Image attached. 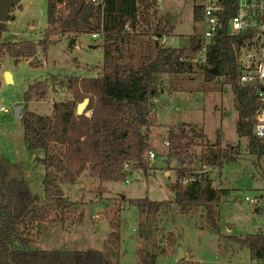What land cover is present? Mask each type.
<instances>
[{"label":"rangeland","instance_id":"obj_1","mask_svg":"<svg viewBox=\"0 0 264 264\" xmlns=\"http://www.w3.org/2000/svg\"><path fill=\"white\" fill-rule=\"evenodd\" d=\"M195 5L196 0H148V18L138 29L134 42L123 47V62L134 68L143 64L151 47L152 33L170 34L176 39L175 43L169 40L170 45L189 47L192 38L203 35L205 29L204 23L194 18ZM47 6L48 0H21L11 7L13 18L10 16L9 31L3 34V39L39 42L48 27ZM69 38V35L63 37L46 50L38 47L31 63L26 60L16 63L9 56L1 59L0 107L8 111L0 110V145L7 144L13 152L18 150L10 140L23 137L26 110L50 115L54 102L64 100L69 94L71 79L102 76L105 67L109 68L104 66L102 46L70 48ZM87 69L93 72L86 73ZM7 71L13 78L10 83L5 80ZM37 82L49 85L46 98L26 103L25 91ZM156 87L159 102L155 104L152 99L149 108L153 113L156 108L158 119L154 121L151 117V125L146 129L149 151H154L156 158L149 160L147 170L131 167L132 172H126L125 180L102 181L87 169L76 185H61L65 198L76 207L65 216L63 228L51 233L46 240L48 244L36 247V241H41L38 238L32 247L101 251L112 264H139L156 247L160 252L157 264H256L249 248L234 237L264 234V180L259 168L264 167V158L256 160L250 155L247 140L237 133L238 111L231 89L219 79L206 81L199 70L160 74ZM210 147L227 149L229 155L221 163L207 164L202 155ZM26 152L27 161L22 168L31 181L29 191L44 198L45 167L30 162L32 155ZM35 155L40 157L43 152L39 150ZM181 168L206 170L213 178V186L227 191L216 206L219 233L207 226L202 208L181 213L174 191ZM247 196L258 197L261 203L251 206ZM144 198L171 200L173 204L158 216L144 220L136 205ZM118 217L120 251L108 246L111 224L109 231L101 228L104 222ZM178 239L187 252V258L182 261L174 257L178 243L174 245L173 241Z\"/></svg>","mask_w":264,"mask_h":264},{"label":"trees","instance_id":"obj_2","mask_svg":"<svg viewBox=\"0 0 264 264\" xmlns=\"http://www.w3.org/2000/svg\"><path fill=\"white\" fill-rule=\"evenodd\" d=\"M148 9V0H48V28L39 42L5 41L3 34L9 31L8 22H0V61L6 56L16 63L33 59L38 47L46 50L67 35L72 48L81 36L102 30L104 64L109 66L102 76L72 79L69 86L72 97L56 102L50 115L25 111L23 136L26 149L31 155L39 150L43 152L35 161L45 167V197L33 195L24 179L11 178L8 169L0 165V264H112L101 251L41 250L31 244L38 238L44 240L40 238L41 230L48 225L64 226L65 216L76 207L65 198L61 185H76L87 169L102 181L125 180L127 163L134 170H147L150 143L146 129L151 125V117L154 121L157 118L149 105L157 95L160 74L199 70L206 81H222L233 93L239 137L247 140L250 155L256 160L264 158V139L254 134L261 99L255 87L242 84V67L238 61L239 50L248 33L215 39L208 47L206 64L186 60L201 48L200 39L195 36L188 50L151 45L146 61L134 68L123 62V47L134 42L138 29L148 18ZM200 17L201 13L195 8V20ZM127 25L130 30H126ZM181 58L185 60L181 61ZM48 88L44 82L30 85L24 93V101L45 99ZM87 97L92 115H78L77 105ZM227 154V149L210 147L203 153L202 160L207 164H218ZM259 168L264 180V167ZM179 170L174 191L181 213L189 214L202 208L207 226L219 233L220 217L216 206L227 191L214 187L213 180L204 171ZM172 204L171 200L149 198L136 202L144 220L158 216ZM82 216L80 213L79 219ZM110 224L113 230L108 246L120 251L121 220L119 217L112 219ZM234 239L249 248L253 261L264 262L263 233ZM178 241L174 240V245ZM159 257L156 247L139 264H157Z\"/></svg>","mask_w":264,"mask_h":264},{"label":"built area","instance_id":"obj_3","mask_svg":"<svg viewBox=\"0 0 264 264\" xmlns=\"http://www.w3.org/2000/svg\"><path fill=\"white\" fill-rule=\"evenodd\" d=\"M96 1V0H93ZM59 6H63L60 4ZM195 8L201 13L200 20L204 23L203 35L197 36L200 39L201 48L191 54L186 60L192 63L206 64L208 57V47L217 38L224 35H239L248 33L242 44L238 61L242 67V84L246 81H256L255 88L257 95L261 99V105L257 111L254 124V134L260 139H264V0H196ZM126 30H130L129 25ZM250 32V34H249ZM92 40H101L103 31L94 32L87 35ZM169 40L175 43L176 39L170 34L157 32L151 34V44H159L165 48H185L170 45ZM184 61V58L180 59ZM1 111H8L5 107H0ZM87 116L92 115V109H86ZM148 160L156 158L154 151H148ZM124 170L132 172L131 165L125 164ZM205 174L212 180L208 171ZM186 183L188 180H183ZM246 201L251 206L261 203L258 197H246Z\"/></svg>","mask_w":264,"mask_h":264},{"label":"crops","instance_id":"obj_4","mask_svg":"<svg viewBox=\"0 0 264 264\" xmlns=\"http://www.w3.org/2000/svg\"><path fill=\"white\" fill-rule=\"evenodd\" d=\"M12 17V15H11ZM10 20V19H9ZM8 26H9V21H8ZM48 28V27H47ZM80 38L75 42V45L72 47V48H75V47H78V46H81L82 47V44L80 43ZM95 41V40H93ZM98 42H101V40H96ZM102 43V42H101ZM102 45V44H101ZM100 45V46H101ZM125 45H128V44H125ZM124 45V46H125ZM152 45V44H151ZM84 46V45H83ZM87 47V46H86ZM89 47V46H88ZM97 47V46H95ZM93 48V47H91ZM28 62L31 63L32 59L30 60H26ZM106 66V65H104ZM105 69H107V67H105ZM93 71H90V70H86V73H91ZM85 76H90V77H98V76H92V75H85ZM84 76V77H85ZM72 80V79H71ZM13 81V78L11 76V81ZM8 82V81H6ZM32 85V84H31ZM69 94L66 96V98L64 100H66L67 98H70L71 96V92L70 90L68 91ZM70 95V96H69ZM63 101V100H62ZM153 101L155 104H157L159 102V99L158 97H154L153 98ZM57 101L54 102V105ZM59 102V101H58ZM54 107V106H53ZM53 111V109H52ZM155 112H156V117L158 119V113L156 111V108H155ZM52 113V112H51ZM21 138V141L19 138ZM12 143H13V146L14 148L17 147L18 150H15L14 152L11 151V149L9 148V146L7 144H5L4 146L0 145V165H3L5 166L8 171H9V174H13L12 177L14 178H19V179H24L26 182H27V185H28V188H29V184L31 183L30 179L26 176V174L24 173L23 171V168H22V165H23V162L27 161V150H26V146H25V141H24V136L23 137H20V136H17V137H14L13 139L10 140ZM37 156L34 154L32 155L31 159L29 160L30 162L32 163H36L35 161V158ZM22 162V164H20L19 162ZM39 165V164H38ZM79 186V185H78ZM77 186V188H78ZM98 218V217H96ZM48 224V223H47ZM46 224V225H47ZM62 226H57V225H48L46 228H43L41 230V235H40V238L44 239L43 241H36L37 245L36 247L38 246H42L44 244H48L49 241H46L49 239L50 235L52 232H55L56 230H59L58 228H61ZM63 228V227H62ZM52 237V236H51ZM51 240V239H50ZM31 246H34L33 244H31ZM256 264H260L258 262H256ZM264 264V262L262 263Z\"/></svg>","mask_w":264,"mask_h":264},{"label":"water","instance_id":"obj_5","mask_svg":"<svg viewBox=\"0 0 264 264\" xmlns=\"http://www.w3.org/2000/svg\"><path fill=\"white\" fill-rule=\"evenodd\" d=\"M21 0H0V22H8L10 19V9L11 7L17 5ZM80 43L84 46L95 47L100 46L102 43L98 41H93L87 35H83L80 37ZM5 80L11 81V74L7 71L5 73ZM244 86L254 88L256 86V81H246L243 83ZM90 103V98H85L82 102L77 105V114L82 115L85 113L86 109L88 108ZM17 115H20V109L17 108ZM218 152V151H217ZM102 230L109 231L110 229V222L106 221L101 226ZM175 260L182 261L183 259L187 258V252L183 245L178 242L175 254Z\"/></svg>","mask_w":264,"mask_h":264}]
</instances>
